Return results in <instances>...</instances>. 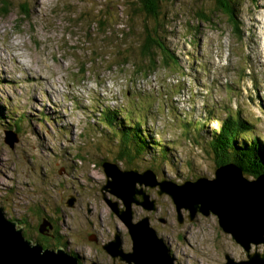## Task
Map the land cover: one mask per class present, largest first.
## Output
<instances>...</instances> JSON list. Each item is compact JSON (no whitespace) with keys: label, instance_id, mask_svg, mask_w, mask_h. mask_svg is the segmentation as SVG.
<instances>
[{"label":"rangeland","instance_id":"374dc122","mask_svg":"<svg viewBox=\"0 0 264 264\" xmlns=\"http://www.w3.org/2000/svg\"><path fill=\"white\" fill-rule=\"evenodd\" d=\"M234 1L240 32L215 0H161L158 20L146 17L138 0H0V10L10 5L0 15V206L6 216L32 217L76 193L79 208L64 204L66 211L82 218L89 204L103 211L100 163L114 159L118 145L109 132H98L106 106L145 121L176 156L174 169L168 155L155 168L123 169L149 168L160 178L163 170L175 182L215 178L219 157L212 158L205 139L228 113L253 122L264 148V0ZM157 23L178 65H166L160 48L144 53L145 32ZM197 113L207 116L208 130L199 144L196 126L181 127ZM17 119L21 129L9 146L7 128ZM203 216L172 231L180 264L246 259L216 217ZM249 252L263 253L264 242L252 243Z\"/></svg>","mask_w":264,"mask_h":264},{"label":"flooded vegetation","instance_id":"af4514ba","mask_svg":"<svg viewBox=\"0 0 264 264\" xmlns=\"http://www.w3.org/2000/svg\"><path fill=\"white\" fill-rule=\"evenodd\" d=\"M106 160L117 163L120 169L123 167L115 158ZM156 177L158 181L161 180L157 175ZM102 180L104 183L98 190L104 202L103 211L99 214L98 207L93 208L89 204L85 209L86 213L83 214V218L87 221L79 212L64 209V204L68 206L69 202H71L70 208L74 207L72 209L76 210L79 208L77 193L64 199L62 206L57 205L56 199L50 211L43 208L44 211L41 213L37 208L33 211L32 217L28 213H22L15 218L6 217L16 222V228L32 245H39L42 249L49 250L62 249L76 257L77 264H143L139 257L143 255L139 252L143 246L150 248V255L157 258L158 264H180L182 259L172 249L170 242L172 231L180 224L192 225L197 218L201 219L205 216L200 212L191 216L192 213L184 207L178 210L170 195L160 192L158 185L154 187L137 185L148 197L151 208L134 204L131 207L132 211L130 209L132 222L124 223L108 205V201H111L110 203L116 201L120 213L125 210L122 201L115 197L110 187L103 189L108 178L105 176ZM35 216L39 217L35 218ZM70 218L73 221H70ZM144 218L147 220L145 237L148 238L138 239L135 243L132 238L133 224ZM76 219H80V222H75ZM174 237L183 240L181 235L175 236V233ZM106 245H110L108 246L110 250L106 249ZM138 248L140 249L137 250ZM143 261L145 262L144 257Z\"/></svg>","mask_w":264,"mask_h":264},{"label":"water","instance_id":"95a60500","mask_svg":"<svg viewBox=\"0 0 264 264\" xmlns=\"http://www.w3.org/2000/svg\"><path fill=\"white\" fill-rule=\"evenodd\" d=\"M10 133L5 139L9 146L16 141V133L12 131ZM102 167L108 178L103 189L110 187L115 197L122 201L125 210L119 213L116 201L112 203L108 201V205L124 223L131 221V207L134 204L142 205L147 209L151 208L148 197L137 185L149 187L158 185L160 192L170 195L178 210L184 207L192 213L191 216L196 212L215 215L218 226L247 250L252 243L257 247L259 243L264 242V199L247 202L241 208L232 206L221 192L214 190L215 183L221 177V166L216 169V177L213 179L200 177L184 180V182H175L165 176L158 181L156 174L150 173L149 170L144 173H138L137 168L121 170L111 161H105ZM68 204L70 205L71 202ZM133 225L132 238L135 243L138 239L148 238L145 237L147 235L146 218ZM108 246L110 245H106V249L110 250ZM139 252L143 253L139 255L143 264H158L157 258L150 255L149 247L143 246ZM0 264H77V258L62 249L49 250L42 249L39 245H32L16 228V222L6 217L0 206ZM224 264H264V252L248 254L246 259L242 260H234L226 256Z\"/></svg>","mask_w":264,"mask_h":264},{"label":"trees","instance_id":"16d2710c","mask_svg":"<svg viewBox=\"0 0 264 264\" xmlns=\"http://www.w3.org/2000/svg\"><path fill=\"white\" fill-rule=\"evenodd\" d=\"M160 1L138 0L145 16L155 20H158ZM215 2L229 16L230 20L234 23V27L240 32V22L236 18V2L234 0H215ZM4 5L0 10V15H5L8 11L7 9L10 7L8 3H4ZM159 27L160 24L157 23L156 27L146 30V35L143 39L144 53H150L152 47L160 48L165 55L166 65L169 63L178 65V59L173 51L169 50L162 38L158 36ZM99 113L100 116L97 117V122L102 127L98 132H106L103 136H107L109 132L110 136L117 140L118 145L115 159L123 167L137 165L144 168L147 165L155 168L157 166L155 161L164 155H168L171 158L170 168L174 169L176 167V156L173 159L170 155L173 150L168 147V143L165 140L160 143L154 139L144 123L145 121L141 122L135 117V120L132 122L131 117L126 118L118 109H113L109 106L102 108ZM196 118H193L192 122L185 121L181 127L190 129L196 126L197 131H199L198 138H195V142L191 138V141L199 144L208 133L204 122L207 116L197 113ZM218 120H220L218 128L212 129L209 133V138L205 139L212 158L219 157L216 166L219 167L224 163H233L246 177H249L246 172H249L253 177L264 175V148L252 130V127L255 126L254 123L246 119L231 116L229 113L225 118H219ZM13 121V124L7 130L18 133L21 129L20 120ZM137 160H141L143 163L140 165V162ZM146 160H148L147 164H145ZM105 161L107 160H103L100 163L101 166ZM161 171L162 176H167V172ZM175 175L178 177L182 176L180 171H176ZM39 210L41 213L44 211L42 207ZM47 210L50 211V209Z\"/></svg>","mask_w":264,"mask_h":264},{"label":"bare ground","instance_id":"6f19581e","mask_svg":"<svg viewBox=\"0 0 264 264\" xmlns=\"http://www.w3.org/2000/svg\"><path fill=\"white\" fill-rule=\"evenodd\" d=\"M17 52L11 54L13 59H18ZM18 63H20V61ZM3 64L5 63L3 62ZM22 64L24 66L25 61ZM221 167V177L215 183V189L221 192L232 206H239V208H241L247 202H256L257 200L264 199V175H258L257 177L252 176L251 179H249L244 178L242 172L233 163H224ZM121 170L132 169L121 168ZM147 170L155 174V172L149 168L142 171L138 169V173H144ZM214 176L216 177L215 172ZM232 179H234V181H232ZM236 243L246 251V256L252 254L249 252L250 248L247 250L242 244Z\"/></svg>","mask_w":264,"mask_h":264},{"label":"clouds","instance_id":"9594fccd","mask_svg":"<svg viewBox=\"0 0 264 264\" xmlns=\"http://www.w3.org/2000/svg\"><path fill=\"white\" fill-rule=\"evenodd\" d=\"M216 171V170H215ZM243 174V173H242ZM165 177H168V178H171V179H173L171 176H169V175H167V176H165ZM243 177L244 178H247L244 174H243ZM213 179V178H212ZM174 180V179H173ZM232 181H234V179H232ZM214 190H216V189H214ZM202 214V213H201ZM180 215V214H179ZM203 215V214H202ZM215 216V215H214ZM216 217V216H215ZM217 220V219H216ZM130 222H132V221H130ZM259 245V244H258ZM258 247V246H257Z\"/></svg>","mask_w":264,"mask_h":264}]
</instances>
